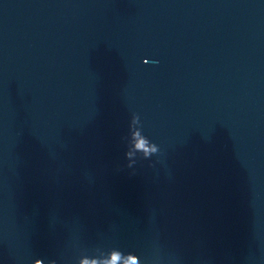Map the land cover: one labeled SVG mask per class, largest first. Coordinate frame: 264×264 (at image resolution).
<instances>
[{"label": "water", "instance_id": "1", "mask_svg": "<svg viewBox=\"0 0 264 264\" xmlns=\"http://www.w3.org/2000/svg\"><path fill=\"white\" fill-rule=\"evenodd\" d=\"M0 264H264V0H0Z\"/></svg>", "mask_w": 264, "mask_h": 264}]
</instances>
